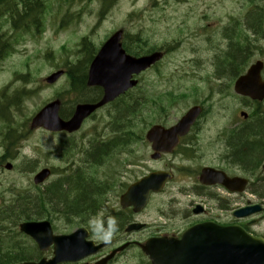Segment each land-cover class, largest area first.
Listing matches in <instances>:
<instances>
[{"label": "rangeland", "instance_id": "1", "mask_svg": "<svg viewBox=\"0 0 264 264\" xmlns=\"http://www.w3.org/2000/svg\"><path fill=\"white\" fill-rule=\"evenodd\" d=\"M44 1L46 13L43 17V24L39 26L40 29L36 31V28L33 27L30 31L20 34L14 45V53L8 55L0 63V90L5 86H9V93L22 88L34 90L29 96L21 99L16 109L7 110L12 126L17 129L14 132L19 135L13 148L10 145L7 147L12 149L10 155L13 158L10 160L2 161L1 159L5 144L2 142V135L0 134V211L8 212L5 206L10 202L12 192L15 193L20 188L22 190L30 189V194H35V190H32L34 187L32 175L38 169L44 166H54L55 168L50 179L43 184L45 186L55 182L61 176L72 175L75 168L80 164L84 169L76 174L78 177H83L85 181H91L89 183L94 186V192L97 193L95 203L98 205L102 201L94 212L98 222L102 223L107 217L104 215L106 212H114L116 210L118 206L117 198L123 188L122 186L137 180L152 169H162L165 165H171L181 171L180 168L186 163V160H183L179 155L175 156L173 160H170L172 159L170 156L159 161L150 158L151 150L144 135L152 121L160 122V119L164 118V123L170 125L183 114V111L196 103H203V108L206 109L210 107V112L200 121L203 129L201 136L204 137L200 148L201 152L206 153V156L209 157V142L217 131L222 130L227 118L237 108V99L232 93L229 94V89L232 90L233 88L232 70L226 71L224 68L227 61L228 63L233 60L238 62L240 54L238 58L234 59L232 57L233 51L231 50L237 48L232 46V44L227 48L228 43L223 42V39L228 37L232 40L231 37L234 35L235 30L228 33V35L221 34V28L216 26V29L211 32V28L201 27L202 23L212 21L211 18L202 19L199 15L215 12L225 15L229 11L239 19L242 12L250 10V8L246 9L244 5L250 0ZM254 2L253 6L255 8H264V0H254ZM102 6L109 9L103 18L98 19ZM252 16L248 14L241 17L244 26L251 29V32L253 30L252 27L256 23H262L261 21L254 23ZM224 18H226V15ZM224 18L223 22L226 20V23L230 21ZM255 19V21L259 20L257 17ZM263 26L264 24H261V27ZM120 27L127 32L126 39L140 37L139 42L132 44V48L138 49L139 53L149 52L154 47L166 46L172 43L175 45L174 40L182 41L177 49L169 51V55L161 60L158 70L156 68L147 70L139 76L140 84L143 85L144 89L148 88L151 91L150 96L152 98H157L161 93L172 91L173 96L177 98L176 103L167 104L166 101L163 102L167 106L166 111H164L166 115L157 113V111L156 113L150 111L149 104L152 105L151 101L146 107H142L143 105L138 103V111L136 113L135 111L132 113V111L124 110L125 119L121 118L118 120L119 123L117 122L115 131L124 127L122 130L131 131L129 127H126L129 125L135 134L132 135L133 138H139L140 140L126 144L120 151L116 150V147L111 151H106L102 156L98 155L90 158L88 155H84L83 159L79 161V157L83 153L78 147V154L73 157L72 154L75 153V150H70L69 155L65 157V148L69 147L66 143L70 144L71 139H75L78 144H81L82 141V145H85L88 143L87 138L96 135L100 130L107 133L108 130L104 131V126L106 121L109 120V115H107L108 112L105 110L101 111L96 117L93 116L81 128V132L77 133V137L63 139L65 140L63 144L64 151L62 149L60 154V150L53 151V147L59 144L56 139L57 136L52 139L50 134L43 131L28 130V118L51 99L55 92L64 90L66 102L75 98L76 95L69 92L70 84L66 76L57 80L51 87L43 85V79L58 69L63 68L66 70L65 64L67 62L71 66H76L79 62L88 58L85 57L87 54L86 50L80 52L82 47L80 42L85 36L89 38L91 45L94 47L99 46L101 39ZM1 30H9V28L5 26ZM251 32L244 33L245 37L251 39L261 37L260 32L258 34ZM211 36H213L215 42L217 41L214 45L211 43ZM262 37H264V34ZM217 54H221V56L217 57ZM84 65H86L85 62H82L81 67ZM77 69L79 71L82 70ZM27 73H29V77H23ZM221 85L224 87L222 90L221 88L223 87ZM230 85L231 88L229 87ZM218 89L220 93L217 94L216 91ZM116 103V106L123 104ZM111 108L109 109L111 110ZM114 112L112 108L110 113L114 114ZM1 129L4 130V122L0 120ZM123 139L125 141L128 140L126 135L121 138V141ZM6 161H10L13 164L12 169L6 170L3 168ZM209 162V158H196L189 163L193 165V170H195L198 168V164ZM82 173H85L87 178ZM110 178L112 183L110 186H106V189L104 187L101 188L96 182V180H99L103 183L104 180H109ZM184 184V181L176 182L174 187L167 188L163 193L154 195L151 199V204L141 214L140 218L147 223H159L153 221L159 220L168 222V225L175 229L182 227L186 221L185 217L190 213L188 212V209H190L188 206L185 207L186 209L182 208V206L187 203L188 198L191 199L192 197L188 196L186 198L177 193L176 196L173 195H175L176 189ZM44 206L45 208L41 212L43 215L52 214L56 217V215L63 214L62 209L59 210L58 207L55 210L51 209L48 204ZM159 213H162V216L158 217ZM109 217L114 216L109 215ZM116 222L110 223L112 233ZM147 229L144 233L153 230V228ZM11 230L12 232L15 231L11 222L4 224L0 220V240L3 239L0 241L1 246H6L4 240L10 238ZM112 233L109 234L112 235ZM144 233L141 232V234H136L135 236L142 238L145 235ZM112 237L114 236L112 235ZM24 242L22 240L21 244L23 243L22 246L26 247V242ZM11 244L14 245V243ZM125 255V264H136L138 259H142L144 256L135 249H129Z\"/></svg>", "mask_w": 264, "mask_h": 264}, {"label": "flooded vegetation", "instance_id": "2", "mask_svg": "<svg viewBox=\"0 0 264 264\" xmlns=\"http://www.w3.org/2000/svg\"><path fill=\"white\" fill-rule=\"evenodd\" d=\"M262 28L264 34V26ZM260 41L263 43H259L257 48H253V53L249 59L251 62L256 60H261L263 62L259 73L260 77L264 79V37L260 38ZM220 56L221 54H217V57ZM75 82L76 87L79 88V99L95 102L101 98L103 92L100 88H86L83 85V81H78L77 79ZM216 93H220V90L218 89ZM236 98H238L237 108H235L232 115L227 118L225 122L226 124L222 130L216 134V138L211 139L209 142V157L206 156V153L201 152L200 146L203 144L204 137L201 136L203 129L200 126V120H198L196 125L191 127L189 132L184 134V137L181 138L179 145L174 148L172 154L162 153L159 158V160H163L170 156L172 157L170 160H173L175 156L179 155L183 160H186V163L180 168L181 171H178V169L173 168L171 165H165L162 168L172 173V179L165 183L163 191H166L167 188L174 187L176 182L184 181V185L187 184L189 186L186 188H177L175 195H173L176 196L177 193L186 198L188 196L192 197L191 199L188 198L187 203L182 206L184 209H186L185 207L187 206L190 208L188 209V212H190L188 215L189 219L182 227L175 229L168 225V222H161L159 220H153L159 222L154 224L144 222L140 218L142 212H140V214H134L132 212L133 215L128 212L130 208L123 210L116 208V212H106L104 215L107 217L102 223L98 222L96 213L91 212V210L89 211L91 213H70L68 216L60 214L56 215V217L52 214H44L40 217L28 219V222H48L50 232H45L42 237H45L47 234L48 237L55 236V238H66L73 235V237L78 239L79 247L83 248L82 250H86L81 256L74 260H59L55 264H99L100 262H104V264H125V254L129 249H135L142 253L139 243L153 237L163 239H168L169 237L180 238L184 228H188V226L200 222L211 223L210 231H216L217 236H219L217 231L219 227H237L243 229L247 234L258 239L261 238L264 241V98H255L254 100L244 96ZM109 108L110 106L104 107L100 110V112L105 110L108 112L107 115H109V122L107 127L110 128V130H108L103 136L106 142L101 143L107 144L104 151H107V149L110 148V145H112L111 150L116 147V149L120 150L121 148H124L126 144H130L133 140L131 139V135H129V131H115L117 121L116 108L113 107L115 111L114 114L110 113L112 108L111 110ZM108 109L109 111H107ZM100 112L96 113L94 117ZM80 132L81 131H79V133ZM48 133L52 139L54 136H57L56 139L59 144L53 147V151L60 150L59 154L62 149L64 151L63 144L65 143V138L71 139L77 137L76 133L70 134L66 131H53ZM125 135L128 140L125 141L123 139L121 141V138H124ZM79 140L81 141V139ZM70 141V144L66 143L69 147L65 148V157L69 155L68 153L70 150H75V153L72 154L74 157L78 154L77 150L79 147L80 151L83 153V155L79 157V161H81L84 155L88 154L89 150H82V141L81 144H78L75 139H71ZM89 143L96 144L99 142L90 141ZM85 145H87V143ZM149 145L150 142L148 146ZM99 149L100 150H97V152L102 156V147ZM96 155L98 156V154ZM91 157L94 158L92 155L90 158ZM196 158H209L210 162L198 164V168L193 170L194 167L189 162ZM204 166H211L212 169L219 174L224 172L225 175L232 180L235 177H240L242 181H234L230 187L220 183H215L210 186L204 185L199 182L200 170ZM79 167L84 168L82 165L78 164L75 171H77L76 169ZM50 169L53 174L55 170L54 166L50 167ZM157 169L162 170L161 168ZM67 176L61 177L65 178ZM61 177L55 180V182H60L61 179H63ZM96 182H98L97 184L101 186V188H107L105 181L101 183L99 180H96ZM163 191L161 193H163ZM154 195L155 194H153L151 198H153ZM25 202H28L27 199ZM100 203H102V201ZM100 203L99 206L101 205ZM27 204L28 203H25V207ZM199 205L201 206V210L197 212L195 210L199 208ZM205 205L210 207V210H207ZM211 210H213V212H211ZM241 211L248 214L240 215L239 212ZM109 215L114 217H109ZM113 221H117L112 234L114 237L109 234L112 233L110 223ZM135 222L145 223L144 227L139 231L126 233L125 227ZM147 228H153V230L144 233L148 230ZM10 232H12V230ZM18 232L17 229V231L10 233V236L14 234L16 238L25 239L24 241L26 243H24L26 247L24 251L26 254L25 256L27 257L26 261L38 263L41 259L46 261L54 256L55 243L53 244L51 241L45 242V244L43 243L41 246L34 238L23 233L20 235ZM141 232L145 234L142 238L135 236L136 234H141ZM233 237H236V234H234ZM235 243L236 242H234V244ZM125 244L126 246H124ZM8 250V253L11 254V261L6 264H13L11 247ZM82 250L77 248L78 253L82 252ZM136 264L151 263L149 258L144 255L142 259H138Z\"/></svg>", "mask_w": 264, "mask_h": 264}, {"label": "water", "instance_id": "3", "mask_svg": "<svg viewBox=\"0 0 264 264\" xmlns=\"http://www.w3.org/2000/svg\"><path fill=\"white\" fill-rule=\"evenodd\" d=\"M121 32L112 35L106 41L103 47L98 51L96 58L91 62L87 75L88 85L101 86L104 95L97 103L77 104L74 113L68 120H62L58 116L59 103L57 100L46 104L32 118L31 128L43 127L46 130H67L69 132L76 131L81 122L88 117L90 113L95 111L99 106L111 101L116 96L122 94L127 88L133 87L136 80H131L134 73L145 70L149 65L156 62L161 54L159 52L143 57H131L126 55L125 51L119 44ZM253 68L249 69L248 76L240 79L236 86V90L242 92L247 86L252 85ZM63 71H58L46 78V82L53 83ZM246 94H251L248 89ZM190 113L171 130L169 135L160 127H154L148 132L147 138L153 141V149L159 150L161 146H173L175 143V133L182 134L184 127L189 125L192 118L197 113V108L189 111ZM169 142V144H168ZM163 143L164 145H162ZM163 150L170 149L168 147L161 148ZM11 164L7 163L5 168L10 169ZM50 170L42 169L34 176V182L40 183L49 175ZM205 174L202 175L201 181L204 180ZM170 178L167 172H151L150 175L144 176L138 182L131 184L125 193L120 196L122 207L132 206L133 210L138 212L147 202L149 194L152 191H159L163 187V183ZM207 180L210 176L205 177ZM140 225L129 226L130 229H139ZM209 224H200L189 227L184 231L181 239L177 241H160L158 239H150L141 245L143 251L150 257L151 264H264V244H259L258 240L251 238L243 230L236 228L218 230L219 236L215 232H205V227ZM24 233L35 238L42 246L45 242H56L60 246L53 262L68 257L74 252L72 247L82 250L79 247L78 239L70 235L69 237H42L45 232H50L48 222H24L19 226ZM239 231L237 236V245L231 243L235 237L233 235ZM210 235V237H208ZM224 235V236H222ZM52 263V262H51ZM22 264H30L24 262ZM40 264H44L43 262Z\"/></svg>", "mask_w": 264, "mask_h": 264}, {"label": "trees", "instance_id": "4", "mask_svg": "<svg viewBox=\"0 0 264 264\" xmlns=\"http://www.w3.org/2000/svg\"><path fill=\"white\" fill-rule=\"evenodd\" d=\"M42 2V1H41ZM250 5L253 6L255 3L254 0H250ZM252 9H257L255 6H253ZM46 11H44V1L43 5L39 2V0H36L33 4L29 1L26 2V0H0V62L2 61L3 58L6 56L14 53L15 48H14V43L17 40L16 38L20 35L21 31H26V28H36L42 25L43 23V17ZM5 15H8L5 17ZM253 15L251 18L255 22L256 15L255 13H252ZM258 18V17H257ZM253 23V24H254ZM257 23L255 24V26ZM7 26L10 30H1ZM82 45L85 47L86 46V40L83 41ZM235 46L237 49H233L232 52V57L238 58V55L240 54V59L243 57L245 54L249 53L248 47L245 43H239ZM237 50V51H236ZM239 51V52H238ZM226 66L224 70L228 71L229 69L232 70V72L235 70L237 65V61H228L226 62ZM229 66V67H228ZM76 68L79 69H86L85 66L81 67V63L75 66ZM75 67L71 68L72 70L76 69ZM232 67V68H231ZM223 68V67H222ZM83 73V72H82ZM77 71L73 74V72L70 73V80L72 81V87L73 89L77 88L75 85V80L77 79L78 81H83V84L85 81L83 80V77L76 75ZM81 74V73H79ZM24 91H18L17 96L19 99L18 106L20 104V98H22ZM157 102V101H155ZM158 103V102H157ZM129 105V104H125ZM131 110L132 113L135 111V113L138 111V105L136 103H131ZM0 113H2L0 111ZM124 113V112H123ZM7 117V113L4 116H1V118ZM118 120L116 121V123ZM119 123V122H118ZM129 127V126H126ZM9 127L7 126L6 130ZM125 128V127H124ZM121 128L120 130H122ZM10 130V129H8ZM0 133H2L0 131ZM14 137L13 132L6 131L5 136L3 135V139H8L12 140ZM113 142V141H112ZM111 143V142H110ZM107 144H93L91 143L89 147V153L87 154L88 157L92 156H97L96 154L99 155L97 150H100L99 148L102 147L103 153L104 149L106 148ZM241 151V150H240ZM64 181V182H62ZM89 182L91 181H85L83 177H78L76 172L70 176H67L59 183L55 182L46 187V190L42 192V194H37V195H32V197H27V201L25 202V199L22 198H17L15 201V205L11 207L6 215H9V218L14 222L17 223L21 221V219H33L36 217L43 216L41 212L45 208V204H48L51 209H55L58 207L59 210L62 209L63 214L68 216L70 213H91L89 212L92 210L94 212L98 207L99 204L97 205L95 203V196L97 195L96 192H94V186L90 184ZM94 184V183H93ZM46 201H49L51 204L46 203ZM25 203H28L25 207ZM40 207V209H39ZM34 209V210H33ZM62 213V212H61ZM50 215V214H47ZM11 239V240H10ZM10 239H6L7 243L5 247H10L14 243L13 246H15V250H19L20 253H13L12 252V263L20 262L23 259H25V247H23V243L13 237L10 236ZM1 239L0 241H2ZM0 264H6L7 262L11 261V258L7 256L11 255L8 252H5L4 250H0ZM6 258V259H5Z\"/></svg>", "mask_w": 264, "mask_h": 264}, {"label": "bare ground", "instance_id": "5", "mask_svg": "<svg viewBox=\"0 0 264 264\" xmlns=\"http://www.w3.org/2000/svg\"><path fill=\"white\" fill-rule=\"evenodd\" d=\"M30 0H26V2H29ZM115 108H116V115H117V120H119V119H121V118H123V120L125 119L124 118V115H123V112H124V110H128V111H132L131 110V106L130 105H124V103L123 104H120V105H117V106H115ZM124 122V121H123ZM116 125H117V123H116ZM118 129V128H117ZM110 148H108L107 149V151H111V148H112V145H110L109 146ZM83 169L84 168H82V167H79L78 169H76L77 171H75L76 173L78 172V171H83ZM82 175L83 176H85L86 178H87V176H86V174L85 173H82ZM57 183H59V182H57ZM94 185H97L96 183H94ZM33 189L35 190V195H37V194H42V192L43 191H45L46 190V187L44 186V185H36V186H34L33 187ZM32 197V196H31ZM49 201H46V203H48ZM49 204H51L50 202H49ZM98 209V208H97ZM96 209V210H97ZM92 210H93V208H92ZM92 210H91V212H92ZM95 210V211H96ZM94 211V212H95ZM11 237H13L14 239H16V240H19L18 238H16L15 237V235L13 234ZM10 239V238H9ZM11 240V239H10ZM21 242H22V240H20ZM4 243H7V241L6 240H4ZM11 247V251L12 252H14V253H20V251L19 250H15V246H13V245H11L10 246ZM10 247H5V246H1L0 245V250H4L5 252H9V250L8 249H10ZM0 256H1V254H0Z\"/></svg>", "mask_w": 264, "mask_h": 264}]
</instances>
